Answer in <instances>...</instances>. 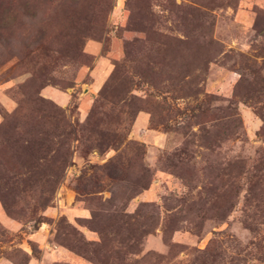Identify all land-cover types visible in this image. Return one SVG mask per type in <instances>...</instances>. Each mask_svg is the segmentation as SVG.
I'll return each mask as SVG.
<instances>
[{"label": "rangeland", "instance_id": "1", "mask_svg": "<svg viewBox=\"0 0 264 264\" xmlns=\"http://www.w3.org/2000/svg\"><path fill=\"white\" fill-rule=\"evenodd\" d=\"M0 264H264V0H0Z\"/></svg>", "mask_w": 264, "mask_h": 264}, {"label": "trees", "instance_id": "2", "mask_svg": "<svg viewBox=\"0 0 264 264\" xmlns=\"http://www.w3.org/2000/svg\"><path fill=\"white\" fill-rule=\"evenodd\" d=\"M47 204V203H46Z\"/></svg>", "mask_w": 264, "mask_h": 264}]
</instances>
